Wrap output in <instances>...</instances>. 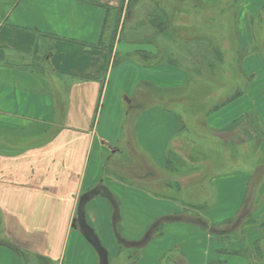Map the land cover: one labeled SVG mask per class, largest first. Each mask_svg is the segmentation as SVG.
I'll use <instances>...</instances> for the list:
<instances>
[{"label":"crops","instance_id":"1","mask_svg":"<svg viewBox=\"0 0 264 264\" xmlns=\"http://www.w3.org/2000/svg\"><path fill=\"white\" fill-rule=\"evenodd\" d=\"M199 1L214 9L171 13L176 28L190 15L229 17L217 6L232 0ZM108 3L18 0L0 23V264H264V230L243 241L233 236L259 207L260 164L255 153H239L256 148V131L264 132V0H237L226 22L234 25L236 54L215 68L230 65L221 94L230 97L200 115L199 139L219 147L216 160L226 164L209 173L191 163L188 111L180 115L158 98L198 76L188 68L190 40L175 37V27L165 44L158 40L178 65L131 56L115 62L125 25L111 55L100 45ZM125 152L135 172L131 164L127 174L118 170ZM175 154L191 166L182 182L169 176ZM193 177L203 180L196 197L183 192Z\"/></svg>","mask_w":264,"mask_h":264},{"label":"rangeland","instance_id":"2","mask_svg":"<svg viewBox=\"0 0 264 264\" xmlns=\"http://www.w3.org/2000/svg\"><path fill=\"white\" fill-rule=\"evenodd\" d=\"M104 1L108 3L107 0H104ZM17 2L18 0H0V23H2L5 20L8 12L17 4ZM153 4L154 5L152 9L149 5L148 0H137L135 5H134V2L133 3L131 2L130 6L131 7L134 6V7L133 8L129 7L128 10L126 11V14L122 15L124 22L120 24L118 28V32L116 34L114 33V29H115V26L117 27L115 23H116V20H118V15H119V11L116 8H118L121 4L120 5L118 4L119 6L116 4H114V6L111 4L108 5V8H110L109 11L106 6V21H105L106 27L104 29L105 35H104L101 47H103L104 50H108L111 55L114 49V45L116 41L118 40L120 28L122 27V24L125 25L123 34L121 36V44H120V49L123 50L122 53L124 52V54L120 53V55L118 54L112 55L113 59H115V62L117 61L119 62L125 57L130 58V56L136 59L140 58V60H143L146 63H154V62L165 63L167 60L170 62L171 61L170 59H174L175 65H178V62H181V59L179 57L176 58L174 54L172 53V50L167 49L166 46L160 47L158 46L159 42L156 41L157 46L155 48L154 45L156 42H152V40L151 42H149L150 36L152 34L149 30H147L150 24V22H148L147 20L148 18L147 16L149 14L154 15L158 13L159 11H161L160 9L155 8L156 5H159V4L165 5L164 15L166 16L168 13L171 16V13L175 14L176 12L174 5L178 6L180 4H186V0H184L181 3L171 2V0H161V1L153 0ZM100 5L104 8V2L103 3L101 2ZM126 6H127V0L124 5L125 9L127 8ZM166 8L167 10H169V12L166 10ZM179 12L183 13L184 9L180 8ZM232 13L233 11H230V9H228L229 17L226 20L222 16H219L218 18L210 17V19L213 21V22L211 21L212 23H214V20H216L215 23L218 25L217 28L219 27L222 28V26H223V29H225L226 27L228 28L227 30L222 31V35L221 34L215 35L213 33L214 31L212 32L210 30L211 28L212 29L214 28L213 24H212V27L207 26L209 28L207 31L205 30L206 27L205 28L201 27V22L198 20H201V18L204 20L205 17L199 18L198 16L190 15L189 18L191 21L189 23H185L184 26L183 25L181 26L186 27L188 30L199 29L202 32H204L206 37L211 39V41H214L219 44L222 43L221 40L224 43L225 38L229 40V47H224L223 44H220V47L224 52L223 60H225V58L231 57L233 55L235 56L236 54L235 43L231 40V36L232 35L234 36L235 34L234 25L228 26L226 24L227 21H232V17H233ZM221 20L223 22V25L221 23ZM135 23H139V25L136 27L137 28L135 29L136 31L135 30L133 31L131 29V26H133ZM194 25L197 28H195ZM154 32H155V28L152 33ZM166 32H164L166 36L170 35L171 37H173V34L174 36L176 35V33L167 34ZM227 33L228 35L227 37H225ZM157 35L158 34L156 33L155 36ZM136 37L138 38L136 39ZM156 38L161 43L165 42L164 39H162L163 37L161 35L157 36ZM188 43H189L188 51L190 52L192 56L191 62L188 68L192 72L191 74H195V71L196 72L199 71L202 74H198V76L193 75L189 84L183 89L173 90V92L171 91V93L166 92V90H163V91L160 90L158 92V98H159L160 103H164L166 105L170 104L169 106H171L172 108H175L176 111L180 115H183V114H181L178 109H182V110L186 109V111H188L186 112L183 118L192 127L189 130V132L191 131L192 133V138H190V141L191 142L193 141V143L196 145V147L194 148L193 146L195 145H191V146L186 145V147H188L189 155H192V157H194V161L192 160L191 163H195V164L202 163L206 165L207 166L206 169L209 171H204V173H209L211 171H214V170H217L218 168L223 167L226 163L225 164L220 163L219 161L216 160L217 156H215L214 154H219L221 152L220 151L221 149L217 147L218 152L215 151L216 146L213 144L212 141H210V144H209V139H208L207 145H202L200 143V140H199L200 136L202 139L204 138L202 137L204 123L201 121L200 115H202V113L206 110L217 107L218 105L225 102L230 97V96H222L221 94L223 90L225 89V87L231 83L230 74L232 70H231L230 65L226 67L224 66L226 70L222 69L223 67H218L217 69L215 68L216 65L213 69H211L212 67L209 65V63L214 62L216 58L211 51L212 49H210L208 46L210 44L206 43V41H200L198 39H190ZM224 44H226V42ZM239 51L240 52H238V56L240 57L243 51L242 50H239ZM141 52H144V54H141ZM144 55L145 57H142ZM208 73L212 74L210 76L214 75V78L212 79L209 78V80L202 79V77L207 75ZM236 74H237V71L235 70L234 75ZM239 84H240V90H241L242 88L241 82ZM256 136H257V141L255 143L256 148L254 147L255 149L254 148L250 149L249 153H247V151L245 150L242 153L241 152L239 153L240 159L250 158L248 156H250V154L254 156L253 153H255V156L258 159V163L260 164L259 165L260 173H258V179L256 181L257 185L255 186L256 192L254 194L256 202H257V206L259 207L257 208L255 214L253 215L251 214L249 221L246 222L243 226H241L240 229L237 232H235V234L233 235L235 236V238H238L240 241L245 240L249 232H251L252 236L254 235L256 236L257 232H260V235H262L261 232L262 230H264V224L258 223L262 221L264 218V208L262 207L264 205V132L257 130ZM199 150L202 152H206V151L209 152L210 155H212V157L209 156L206 158V156H204L203 158L201 156V159H198L197 154L199 153ZM120 155H121L120 159L116 161L118 167L120 166L118 170H120L122 173H124L123 171H125L126 173L124 174H127L130 170H132V172H135L134 162L131 161L132 158L130 157L129 153L125 152ZM202 161L204 162L206 161V164ZM188 163L189 162H186V160L182 159L181 157L175 154V161L172 163V166H173L172 169L174 173L169 175L171 179L179 180L182 182L185 176H181V175L187 174L188 172L186 170H189L191 167V166L189 167ZM127 164H131L130 170ZM161 173H162V176L165 178L164 175L166 174V172L161 171ZM191 174H194V173H191ZM202 181H203L202 178L200 179L199 177H193L192 179H189L187 186L185 185L183 187L184 189L182 188L183 192H185L189 196L196 197L194 195L197 193H194L193 189L199 191L200 188L198 186L202 185ZM174 189H176L174 193L175 195L181 198L182 196H184L183 192L177 191V187H174ZM166 193H168L167 190L165 191V194ZM136 255H137V252L134 251L131 257L134 258ZM168 264H174V263L171 260V262H168Z\"/></svg>","mask_w":264,"mask_h":264},{"label":"trees","instance_id":"3","mask_svg":"<svg viewBox=\"0 0 264 264\" xmlns=\"http://www.w3.org/2000/svg\"><path fill=\"white\" fill-rule=\"evenodd\" d=\"M157 1H161V0H157ZM183 1L184 0H171V2H179V3L183 2ZM125 2L126 1L123 0L121 2V5L118 8H116L119 11V15H118V20H116V23H115V25H117V27L115 26V29H114V33L115 34L118 32V28H119L120 24L123 23V21H124L122 15L124 13V5H125ZM131 2L132 3L134 2V5H135L136 2H137V0H127V6H126L127 8H126V11L128 10L129 7H131L130 6V3ZM236 6H237V0H232L229 3V5H227V6H220V5H218L217 7H226L227 8V11H228V9H230V11H236ZM133 7H131V8H133ZM213 7H210V6L206 5V4L201 3L199 0H186V4H180L178 6H175L174 5V8L176 9V12H179L180 11V8H182V9H184V11L189 10V11H195L196 13L197 12L198 13H207L211 9H214ZM155 8H158L161 11H159L158 13H156L154 15H150L148 17V21L155 28V32L152 33V35L150 36L149 42H151V40H152V42L158 41V39L156 37L159 36V35L166 36L164 32H166V31L167 32L168 31L171 32L172 31L171 27H175V25H176L175 24V20L176 19H175L174 16H170L168 13H167L166 16L164 15V13H165V9H164L165 8V5L159 4V5H156ZM107 9L109 11L110 8H108V6H107ZM221 9H223V8H221ZM166 10H167V8H166ZM179 13L181 14L182 12H179ZM125 14H126V12H125ZM232 19H233V17H232ZM211 21L212 20H210L209 17H205L204 20L201 22V27L202 28L203 27L204 28L206 27L205 30L207 31L209 29L207 26L212 27V24H213V27L214 28L213 29L211 28L210 30L212 32L214 31L213 33L215 35H217V34H219V35L221 34L222 35V31H224L223 26H222V28L221 27L217 28L218 25L215 23V21H214V23H212L213 21L212 22ZM194 27H195V25H194ZM195 28H197V27H195ZM175 30H176L175 33L177 35L179 34V36H181V37L187 38L189 40L190 39H201L203 41H206V43H209L210 44L208 46H209L210 49H212L211 51H212V53L214 54V56L216 58V60L214 62H210L209 63V65L212 67L211 69H213L218 62L223 61L224 52L221 49L220 44L219 43H216L214 41H211V39H209L208 37H206V35L204 34V32H202L201 30H199V29H191V30H188L186 27H182V26L177 27ZM104 32H105V30H104ZM104 32H103V35H102V39L100 41V45L103 42V38H104V35H105ZM156 33L158 34L157 36H155ZM216 37H218V36H216ZM221 42H222V40H221ZM141 53L144 54V52H141ZM142 57H145V55L142 56ZM170 60H171L170 62L168 60L166 62L169 63V64L174 63V59H170ZM195 73L202 74L199 71L198 72L195 71ZM184 206H186L187 208L188 207L189 208H192V209H202L201 207H199L197 205H186V204H184ZM261 238H263V237L261 236L260 239ZM259 240H257V242Z\"/></svg>","mask_w":264,"mask_h":264}]
</instances>
